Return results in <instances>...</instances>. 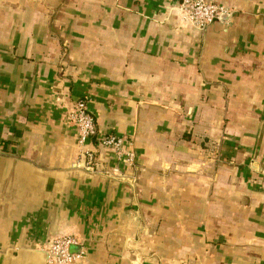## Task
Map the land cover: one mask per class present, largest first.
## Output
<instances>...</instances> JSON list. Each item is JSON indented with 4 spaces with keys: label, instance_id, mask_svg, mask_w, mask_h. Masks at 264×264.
Masks as SVG:
<instances>
[{
    "label": "crops",
    "instance_id": "obj_1",
    "mask_svg": "<svg viewBox=\"0 0 264 264\" xmlns=\"http://www.w3.org/2000/svg\"><path fill=\"white\" fill-rule=\"evenodd\" d=\"M0 0V264H264V0ZM112 178L79 166L70 106ZM132 142L134 166L100 148Z\"/></svg>",
    "mask_w": 264,
    "mask_h": 264
},
{
    "label": "built area",
    "instance_id": "obj_2",
    "mask_svg": "<svg viewBox=\"0 0 264 264\" xmlns=\"http://www.w3.org/2000/svg\"><path fill=\"white\" fill-rule=\"evenodd\" d=\"M173 8L181 22L198 30L206 28L222 14L228 12L227 6L210 0H177ZM67 120L77 129L79 155L84 156L82 167L96 170L108 177H120L117 166L110 169L99 167L97 149L91 148L88 144L95 131V123L84 98L73 102L67 112ZM98 144L100 148L111 149L117 162L127 166L135 165L136 152L132 142L124 136L113 133L103 134ZM76 164L81 166V160ZM73 245H81L75 235L68 233L53 237L40 248L45 253L44 264H80L84 259V249L81 246L78 251H71L70 248Z\"/></svg>",
    "mask_w": 264,
    "mask_h": 264
},
{
    "label": "water",
    "instance_id": "obj_3",
    "mask_svg": "<svg viewBox=\"0 0 264 264\" xmlns=\"http://www.w3.org/2000/svg\"><path fill=\"white\" fill-rule=\"evenodd\" d=\"M84 165V156L81 157V166Z\"/></svg>",
    "mask_w": 264,
    "mask_h": 264
}]
</instances>
